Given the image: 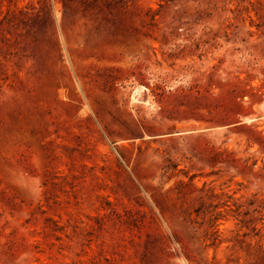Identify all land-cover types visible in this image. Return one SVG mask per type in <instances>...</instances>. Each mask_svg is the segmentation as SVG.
<instances>
[{
    "label": "rangeland",
    "instance_id": "rangeland-1",
    "mask_svg": "<svg viewBox=\"0 0 264 264\" xmlns=\"http://www.w3.org/2000/svg\"><path fill=\"white\" fill-rule=\"evenodd\" d=\"M0 264H264V0H0Z\"/></svg>",
    "mask_w": 264,
    "mask_h": 264
}]
</instances>
